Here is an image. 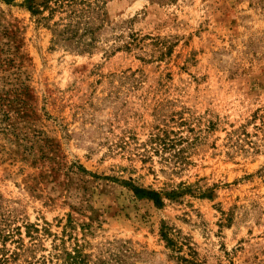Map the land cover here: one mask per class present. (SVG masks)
I'll use <instances>...</instances> for the list:
<instances>
[{"label":"rangeland","instance_id":"rangeland-1","mask_svg":"<svg viewBox=\"0 0 264 264\" xmlns=\"http://www.w3.org/2000/svg\"><path fill=\"white\" fill-rule=\"evenodd\" d=\"M26 1L0 0V264H264V0H102L83 52Z\"/></svg>","mask_w":264,"mask_h":264},{"label":"trees","instance_id":"trees-1","mask_svg":"<svg viewBox=\"0 0 264 264\" xmlns=\"http://www.w3.org/2000/svg\"><path fill=\"white\" fill-rule=\"evenodd\" d=\"M103 4L104 1L102 2V0H42L39 3L36 0H27L24 6L39 23H48L57 16L59 20L54 22L53 29L58 41L69 43V47L83 52L93 48L92 43L84 41V37L95 35L96 30L92 25L105 20L102 11ZM135 193L140 199H155L154 197H157L152 192L145 190L137 189ZM155 201L158 200L155 199ZM27 228L29 229L30 226ZM22 249L23 247L14 251L10 257L3 259L1 262L11 264L18 256H21V253L27 251ZM56 259L58 261L61 259L62 263L59 264H87L78 248L70 252L66 250L57 255Z\"/></svg>","mask_w":264,"mask_h":264}]
</instances>
